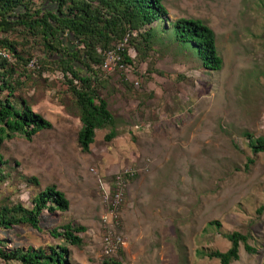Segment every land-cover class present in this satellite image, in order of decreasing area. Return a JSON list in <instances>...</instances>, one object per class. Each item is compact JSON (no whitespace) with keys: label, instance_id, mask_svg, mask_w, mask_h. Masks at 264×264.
Listing matches in <instances>:
<instances>
[{"label":"rangeland","instance_id":"1","mask_svg":"<svg viewBox=\"0 0 264 264\" xmlns=\"http://www.w3.org/2000/svg\"><path fill=\"white\" fill-rule=\"evenodd\" d=\"M163 2L167 24L132 32L118 45L133 65L107 57L110 69L97 68L117 137L108 141L110 129L96 131L87 153L65 78L43 46L34 47L29 79L15 96L53 127L0 146L12 174L0 182V207L31 210L41 192L56 186L70 209L45 211L40 231L0 229L5 250L65 246L69 264H221L209 254L227 252V236L240 233L256 253L242 243L233 264H264V153L255 155L245 136L264 137V0ZM179 19L214 30L221 71L205 69L190 46L176 41L171 24ZM69 223L85 228L81 247L52 235ZM108 237L120 240L111 255Z\"/></svg>","mask_w":264,"mask_h":264},{"label":"trees","instance_id":"2","mask_svg":"<svg viewBox=\"0 0 264 264\" xmlns=\"http://www.w3.org/2000/svg\"><path fill=\"white\" fill-rule=\"evenodd\" d=\"M0 0V146L17 136L31 140L38 133L53 126L42 115L36 114L29 103L15 95L29 79V65L34 58L33 49L39 45L50 64L62 72L68 93L74 98L80 112L81 130L78 142L83 152H89L95 142L96 131L110 129L107 140L117 137L116 118L108 101L100 93L103 78L97 68L106 62L108 52L120 56V65H133L127 49L120 48L125 37L132 32L151 28L156 23H168V10L163 0ZM175 39L190 46L209 71H221L224 60L218 52L214 30L201 20L179 19L172 24ZM149 34L148 29L146 31ZM120 48V49H119ZM42 71L46 68L39 64ZM48 70V69H47ZM251 140L255 155L264 153V137ZM7 162L0 154V182L12 178ZM28 183L38 185L37 178ZM70 201L56 186L47 187L34 200L29 210L21 204L0 207V229L14 226H31L41 230L40 218L50 214L67 212ZM264 211V206L259 210ZM52 231L55 238L81 247L83 238L78 234L84 227L67 224ZM232 243L227 252H212L209 257L221 264H233L240 258L242 243L250 253L256 250L248 244L249 236L233 233L227 236ZM0 238V259L20 264H69V252L65 246H44L38 249L8 251ZM119 250V245H118ZM106 264H122L108 260Z\"/></svg>","mask_w":264,"mask_h":264},{"label":"built area","instance_id":"3","mask_svg":"<svg viewBox=\"0 0 264 264\" xmlns=\"http://www.w3.org/2000/svg\"><path fill=\"white\" fill-rule=\"evenodd\" d=\"M121 48V47H120ZM119 48V49H120ZM116 52L112 51V52H108L106 54V58H110L112 57L113 59H115L117 61V64H120V56L115 54ZM118 54V53H117ZM105 68L110 69L108 62H105L104 64ZM121 67H123L122 65H120ZM119 239H113L111 237L106 238L105 241V254L106 255H111L112 253H115L118 250V244H119Z\"/></svg>","mask_w":264,"mask_h":264}]
</instances>
